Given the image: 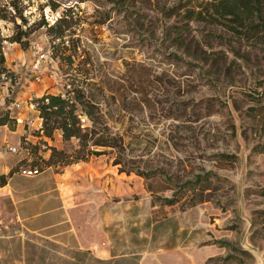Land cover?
Returning <instances> with one entry per match:
<instances>
[{
  "label": "rangeland",
  "instance_id": "rangeland-1",
  "mask_svg": "<svg viewBox=\"0 0 264 264\" xmlns=\"http://www.w3.org/2000/svg\"><path fill=\"white\" fill-rule=\"evenodd\" d=\"M27 4L25 46L0 18V172L11 174L0 188V264H69L77 246L97 257L136 251L138 264H264V30L208 20L206 0ZM66 9L60 42L39 24ZM86 82L111 113L110 95L123 104L122 126L110 122L124 146L49 165L45 142L73 152L77 139L38 132L35 98ZM20 165L41 171L21 175Z\"/></svg>",
  "mask_w": 264,
  "mask_h": 264
},
{
  "label": "trees",
  "instance_id": "trees-1",
  "mask_svg": "<svg viewBox=\"0 0 264 264\" xmlns=\"http://www.w3.org/2000/svg\"><path fill=\"white\" fill-rule=\"evenodd\" d=\"M212 6L210 12V21H217V17H230L233 21V25L230 29L234 32H239L237 26H244L247 30L261 27L264 30V23L262 19V2L261 0H206ZM29 0H0V18L4 20L12 21L14 27L11 35L8 36L10 41L18 42L25 46L28 43V39L25 38L29 34L27 28H23L26 18L24 16V9ZM51 9L55 10L58 7L56 2L47 3ZM186 13L191 18L204 19V16L200 15V11L195 8H187ZM196 15V16H194ZM20 19V21L17 20ZM70 18L68 9L62 11V13L56 17V19L50 23L42 18L40 26H47L48 32L53 35L54 39L64 42L69 40L70 37V24L66 23ZM257 19V22L254 20ZM3 38H0V68L5 67L3 63L5 61L3 51L1 50V42ZM68 57V56H67ZM69 62L72 61L71 57H68ZM89 82L86 85L74 86L73 89H67L66 93H54L46 92L35 98L37 103L36 109L37 115L41 117V126L36 129L40 133H44L48 137H52L54 130L59 129L63 139L68 140L72 137L77 139V145L73 152H67L64 149L57 148V146L45 142V146L50 148L49 156L46 162L49 165L61 162L63 164L71 163L79 160H86L90 155H98L105 153L106 149L109 150H121L124 146L123 134L113 130L112 124H123V104L117 102V97L110 95L117 110L111 113L107 110V97L97 96L89 89ZM97 90L102 92L106 86L102 80L95 83ZM111 87V86H110ZM110 100V101H111ZM8 110L4 111L0 115V124L8 123ZM84 118V121L81 118ZM16 120V116L13 117ZM89 120V124L85 121ZM103 147V148H102ZM121 156L117 152L114 158V164L121 162ZM35 166V165H31ZM9 175H11L9 173ZM4 173L0 174V185H4L7 182V177ZM200 177V176H198ZM264 195V189L261 192ZM176 198L163 197L162 200L165 203L171 204ZM168 219V218H166ZM163 220H161L162 222ZM45 246H57L58 244L51 240L46 239ZM219 243L229 245L227 241L217 240ZM73 254V261L69 264H85V261L89 258L103 262L104 264H138L140 254L136 251L123 252L119 255H112L109 258H100L95 256L88 248L76 247L71 250Z\"/></svg>",
  "mask_w": 264,
  "mask_h": 264
},
{
  "label": "built area",
  "instance_id": "built-area-1",
  "mask_svg": "<svg viewBox=\"0 0 264 264\" xmlns=\"http://www.w3.org/2000/svg\"><path fill=\"white\" fill-rule=\"evenodd\" d=\"M36 67H38V64L35 65ZM36 118L39 120L37 122V128H40L41 126V117L36 115L34 118H32L33 122H35ZM16 120H21V118L16 117ZM82 121H84V118H81ZM11 149H15L14 147L11 146ZM41 171L40 168H38L37 166H31V165H20L18 172L21 175H25V176H34L39 174Z\"/></svg>",
  "mask_w": 264,
  "mask_h": 264
},
{
  "label": "crops",
  "instance_id": "crops-1",
  "mask_svg": "<svg viewBox=\"0 0 264 264\" xmlns=\"http://www.w3.org/2000/svg\"><path fill=\"white\" fill-rule=\"evenodd\" d=\"M35 112H36V115H37V113H38L37 109H35ZM11 131H13V132L20 131V130H19V124H17V125H16V128L12 129ZM44 152H45L44 157L47 158V157L49 156V153H50V148L45 149ZM0 162H1V161H0ZM0 173L2 174V173H4V172L2 171V172H0ZM8 182H9V179H7V182H6L4 185H0V188L5 187V186L8 184ZM9 194L13 197V192H12V190H8V191L6 192L5 195L7 196V195H9ZM78 247H83V246H78ZM85 247L92 249V251L94 252V250H93L92 247H90V246H85ZM96 255H98L99 257H109V256H110V252H109V254L102 253V254H96ZM111 256H112V255H111ZM111 256H110V257H111Z\"/></svg>",
  "mask_w": 264,
  "mask_h": 264
}]
</instances>
